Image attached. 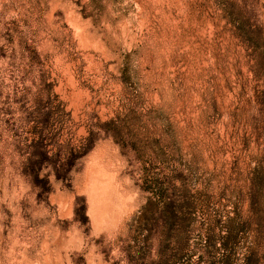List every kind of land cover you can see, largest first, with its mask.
<instances>
[{
    "label": "rangeland",
    "instance_id": "rangeland-1",
    "mask_svg": "<svg viewBox=\"0 0 264 264\" xmlns=\"http://www.w3.org/2000/svg\"><path fill=\"white\" fill-rule=\"evenodd\" d=\"M0 264H264V0H0Z\"/></svg>",
    "mask_w": 264,
    "mask_h": 264
}]
</instances>
